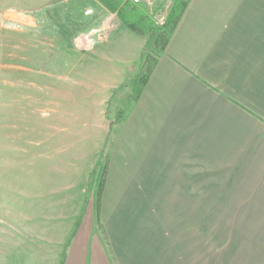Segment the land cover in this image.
I'll return each mask as SVG.
<instances>
[{"label": "crops", "instance_id": "obj_1", "mask_svg": "<svg viewBox=\"0 0 264 264\" xmlns=\"http://www.w3.org/2000/svg\"><path fill=\"white\" fill-rule=\"evenodd\" d=\"M5 1L4 8L13 9L0 21V54L9 56L1 72L3 114L17 123L36 122L44 97L56 115L67 114L70 122L75 114L65 113V107L77 105L83 121L109 123L99 137L91 167L75 168L73 161L55 164L48 190L34 192L35 202L45 204L50 217L60 212L51 229L56 239L43 242L38 237L32 243L43 261L61 263L83 212L89 175L104 156L101 227L93 205H88L64 264H179L171 253L177 244L168 242L148 210L153 203L165 208L181 204L200 234L203 217L209 219L211 235L219 232V220H225L221 223L225 233L240 234L242 240L232 242V250L256 251L260 260L264 256V0H190L139 100L119 122L115 117L130 92L125 85L138 74L147 43L124 21L131 20L133 10L150 19L156 13L164 17L170 9L168 0H160L154 12L131 3L124 7L127 12L108 9L98 0ZM105 13L118 18L109 42L89 52L75 50L73 37L103 26ZM59 54L73 60L65 69L56 66ZM67 54H82L80 66L75 67L73 56ZM44 59L49 63L43 64ZM92 106L103 108L102 116L91 119ZM12 127V136H23L20 128ZM67 135L72 137L73 132ZM40 180L42 187L45 178L41 175ZM203 203L209 204L205 216ZM41 218L39 210L34 217L37 233ZM234 219L240 225L229 222ZM10 263V257L3 262Z\"/></svg>", "mask_w": 264, "mask_h": 264}, {"label": "rangeland", "instance_id": "obj_2", "mask_svg": "<svg viewBox=\"0 0 264 264\" xmlns=\"http://www.w3.org/2000/svg\"><path fill=\"white\" fill-rule=\"evenodd\" d=\"M126 1L123 0V3L127 4ZM7 2L0 0V21L3 20L7 10L13 9L4 8ZM168 2L171 7L173 0H168ZM164 12L163 15L166 16L167 11ZM105 14L106 20H103L105 23L103 26L90 32L76 34L73 37L75 50L78 51L76 45L78 37H85L86 34L96 35L101 30H105L106 25L111 24L113 26L116 24L115 22H118L116 15L112 19L111 15ZM75 28L76 26H74V30ZM109 31L110 40L112 32L111 29ZM100 46L95 45L93 50ZM152 47L149 49L151 55L156 54ZM67 56L70 58L73 56L75 67L80 66L82 54H67ZM65 57V54H59V58L55 59L58 70L59 68L65 69L69 62L73 61L72 58ZM49 61L50 59H44L43 64H48ZM8 62V54H0V82L3 80L1 72L7 68ZM44 81L48 82V77ZM128 95L123 108L120 110L124 116L133 104V91L131 89ZM45 99L42 98V105L39 108L41 114H37L36 122L27 121L26 123L13 122L9 119L8 114L5 116L0 101V264H3L7 257H10V264H46L41 253L32 243L38 237L42 238L43 242L45 240L50 241L52 238H54L53 240L56 239L51 234V229L55 227V215H59L60 212L55 211L53 217H50L46 205L35 202L37 197L34 196V192L40 189L48 190L47 180L54 177L51 166L55 164L56 166L69 165L73 161L75 168L91 167L97 159V156L93 154L97 152L98 144L101 141L99 137L109 126L108 122L91 121L88 123L83 121L81 107L77 105L72 108L65 107V113L67 110L74 111L75 120L70 122L67 120V114L56 115L53 107L46 104ZM120 112H117L116 122H119L118 115ZM102 113L103 108L90 107L91 119L93 116L95 118L102 116ZM111 115L112 113L108 110L107 116L111 117ZM12 126L16 130L20 128L23 131L21 133L23 136L19 137L17 133L12 136L10 133L13 130ZM68 131L73 132L72 137L67 135ZM105 164H107V157L104 156L100 165L98 164L94 170L99 173ZM41 175L42 178H45V181H42V187ZM88 198V205L94 206L95 192L91 191ZM202 205L203 216L208 215L205 210L208 209L209 204L203 203ZM218 205L220 206V204ZM39 210L42 213V229L40 233H37V229H35L37 220L35 221L34 217ZM148 210L154 213L155 225L162 226L165 230L164 236H168V242L173 246L177 244V249L171 247L174 249L171 253L174 255L173 258L179 259V264L183 262L184 264H249V260L251 261L250 264H258L259 261H262L260 264H264V256L260 260L255 258L258 253L256 251L232 250V242L236 243L242 240L240 234L228 235L225 233V225L221 227V223L225 220H219V232L211 235L209 219L203 217L200 234L197 227H194L193 218L187 216L189 212H185L181 204H170V208H165L162 204L153 203L149 204ZM239 221L238 219L229 220L233 226H236ZM66 228L67 223L60 227L61 231ZM234 230L236 231V229ZM164 239L166 238L164 237ZM250 253L254 254L250 256ZM13 261L15 262L13 263Z\"/></svg>", "mask_w": 264, "mask_h": 264}, {"label": "trees", "instance_id": "obj_3", "mask_svg": "<svg viewBox=\"0 0 264 264\" xmlns=\"http://www.w3.org/2000/svg\"><path fill=\"white\" fill-rule=\"evenodd\" d=\"M98 1L101 2L108 9L116 8L119 11L124 9L126 5L125 2L123 4H120L117 0ZM189 2L190 0H173L172 6L167 11L166 16L163 17L165 20L162 25H157L154 17H151L153 19H150L149 17L145 16L137 10H133V12L131 11L132 15L130 16L131 20L129 22L124 21V23L129 26V28L133 29V31L137 32L138 34L144 36L147 40L145 51L140 59V68L138 75L132 81L128 82L125 85V87H128L133 91V103L139 100L145 86L148 84L149 78L152 75V72L157 64V60L160 55L165 52L166 47L174 31L176 30L177 25L179 24ZM124 10L126 11V8ZM151 46H153L152 48H154L156 54H150L149 49ZM118 116V121L122 120L124 113L120 112ZM101 169L102 170H100L99 173L96 170H93L89 175L88 187L86 191L87 197L85 200V205L83 207V212L81 213L73 231V234L66 245V249L60 264L65 263L67 249L81 225L84 216V211H86V208L88 206V197L91 191L95 192V202L93 207L96 214V221L100 225L99 212L101 208V200L104 191L105 178L107 175V164L103 165ZM99 227H101V225Z\"/></svg>", "mask_w": 264, "mask_h": 264}, {"label": "built area", "instance_id": "obj_4", "mask_svg": "<svg viewBox=\"0 0 264 264\" xmlns=\"http://www.w3.org/2000/svg\"><path fill=\"white\" fill-rule=\"evenodd\" d=\"M160 0H127V2L135 5V6H145L148 9H151L152 12H154L155 5L159 2ZM154 19L157 25H162L163 24V16L161 14H154ZM158 20V21H157ZM107 27L105 30H101L98 32L96 35H88L86 34L85 37H78L76 40V45L78 48V51L80 52H89L93 51V47L95 45H104L105 43L108 42L109 36H110V29L111 32L113 30V26L110 24L106 25ZM110 26V27H109ZM109 28V29H108Z\"/></svg>", "mask_w": 264, "mask_h": 264}]
</instances>
